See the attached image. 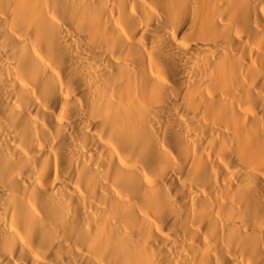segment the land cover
Returning <instances> with one entry per match:
<instances>
[{"label":"bare ground","instance_id":"bare-ground-1","mask_svg":"<svg viewBox=\"0 0 264 264\" xmlns=\"http://www.w3.org/2000/svg\"><path fill=\"white\" fill-rule=\"evenodd\" d=\"M0 264H264V0H0Z\"/></svg>","mask_w":264,"mask_h":264}]
</instances>
